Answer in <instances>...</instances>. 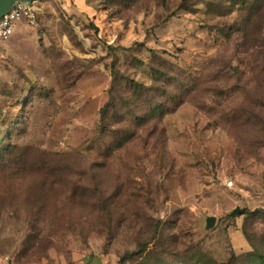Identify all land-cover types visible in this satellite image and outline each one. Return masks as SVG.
Here are the masks:
<instances>
[{
  "label": "rangeland",
  "instance_id": "374dc122",
  "mask_svg": "<svg viewBox=\"0 0 264 264\" xmlns=\"http://www.w3.org/2000/svg\"><path fill=\"white\" fill-rule=\"evenodd\" d=\"M87 3L0 45V257L262 264L264 0Z\"/></svg>",
  "mask_w": 264,
  "mask_h": 264
},
{
  "label": "built area",
  "instance_id": "2783aa9c",
  "mask_svg": "<svg viewBox=\"0 0 264 264\" xmlns=\"http://www.w3.org/2000/svg\"><path fill=\"white\" fill-rule=\"evenodd\" d=\"M37 18V8L33 4L17 3L8 13L0 18V44L7 41L19 22L34 23ZM229 186L233 181L228 182Z\"/></svg>",
  "mask_w": 264,
  "mask_h": 264
},
{
  "label": "trees",
  "instance_id": "16d2710c",
  "mask_svg": "<svg viewBox=\"0 0 264 264\" xmlns=\"http://www.w3.org/2000/svg\"><path fill=\"white\" fill-rule=\"evenodd\" d=\"M115 78H116V73H115ZM129 90L133 91L134 93L137 92H141V89L143 88V85L139 84L138 82H135L133 80H128L126 81ZM146 91H149L146 90ZM146 97L145 98H155L152 97L150 91L149 93H145ZM144 95V93L142 94V96ZM175 96V95H174ZM147 99H145L144 103H147ZM152 100H149L148 103H151ZM117 103H116V99L114 97L113 94H111V100L110 102L103 108L101 109V117L104 120V118H106V116L108 115V113L110 112V110H113V112H115L116 114H119L118 112V108H117ZM170 109H168V111L165 109L164 104L162 102H160L159 100H155L154 103L151 104V107L149 109V115L151 116H155V115H163L169 112ZM1 143V141H0ZM8 151V146L3 145L0 148V158L4 157L5 153ZM259 260L262 261V264H264V256L258 257Z\"/></svg>",
  "mask_w": 264,
  "mask_h": 264
},
{
  "label": "water",
  "instance_id": "95a60500",
  "mask_svg": "<svg viewBox=\"0 0 264 264\" xmlns=\"http://www.w3.org/2000/svg\"><path fill=\"white\" fill-rule=\"evenodd\" d=\"M33 0H0V18L10 11L17 3L30 4ZM240 213V208L237 207L231 212L232 216ZM216 217L209 216L206 219V227L209 229L214 226Z\"/></svg>",
  "mask_w": 264,
  "mask_h": 264
},
{
  "label": "crops",
  "instance_id": "0c3cea01",
  "mask_svg": "<svg viewBox=\"0 0 264 264\" xmlns=\"http://www.w3.org/2000/svg\"><path fill=\"white\" fill-rule=\"evenodd\" d=\"M41 0H33L30 4H33L36 8L37 3H40ZM75 5L80 8V9H84L86 7H88V3L87 0H74ZM20 23V22H19ZM17 23L15 28L17 27V25L19 24ZM15 31V30H14ZM14 33V32H13ZM12 36V35H11ZM4 43V42H3ZM2 44V43H1ZM0 44V45H1ZM0 264H14L13 262H10L8 259H6L5 257H0Z\"/></svg>",
  "mask_w": 264,
  "mask_h": 264
}]
</instances>
